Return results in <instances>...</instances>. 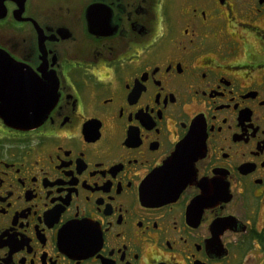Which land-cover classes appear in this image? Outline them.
<instances>
[{
    "label": "flooded vegetation",
    "instance_id": "af4514ba",
    "mask_svg": "<svg viewBox=\"0 0 264 264\" xmlns=\"http://www.w3.org/2000/svg\"><path fill=\"white\" fill-rule=\"evenodd\" d=\"M0 50V264H264V0H0Z\"/></svg>",
    "mask_w": 264,
    "mask_h": 264
},
{
    "label": "water",
    "instance_id": "95a60500",
    "mask_svg": "<svg viewBox=\"0 0 264 264\" xmlns=\"http://www.w3.org/2000/svg\"><path fill=\"white\" fill-rule=\"evenodd\" d=\"M12 62L9 56L0 50V83L6 84L5 87H0V116L7 124L16 129L33 130L39 124H36V120L31 118H34L35 115H38L39 118L41 115L40 109L37 110L32 103V98L37 94H33L29 87L15 86L16 82L26 83L29 81L16 79L13 74L19 69ZM180 191H163L160 193L167 198L179 195Z\"/></svg>",
    "mask_w": 264,
    "mask_h": 264
}]
</instances>
